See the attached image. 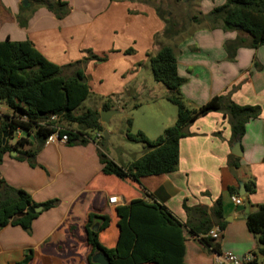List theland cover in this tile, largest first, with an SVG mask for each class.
<instances>
[{
    "label": "crops",
    "instance_id": "obj_1",
    "mask_svg": "<svg viewBox=\"0 0 264 264\" xmlns=\"http://www.w3.org/2000/svg\"><path fill=\"white\" fill-rule=\"evenodd\" d=\"M60 1L67 4L68 10L57 19L33 1L23 7L22 0H0V42L27 40L58 67L82 61L89 98L98 100V112L106 98L115 97L110 109L113 111L115 106L122 107L123 92L139 95L153 90L146 80L138 81L140 74L132 73L135 62L130 55L125 57V51L136 49L138 58L146 61L147 54L166 46L156 45L165 24L158 18L153 0ZM183 1L193 11L191 16L203 21L199 25L187 21L185 30L177 29V35L182 30L186 35L170 46L177 74L183 79L180 94L190 108L225 95L238 106L259 107V116L245 124L239 139L241 156L231 154L235 141L231 142L228 117L219 112L208 113L186 129L188 135L179 141L176 171L143 175L136 181L102 173L94 138L85 144L43 145L33 166L3 155L0 179L7 186L25 191L36 205L50 200L56 205L38 213L28 232L10 225L0 228V264H17L28 251V264H91L92 249L86 233L91 214L109 218L108 227L99 233V243L118 252L115 209L132 200H141L150 208L163 205L182 225L183 264H215L224 252L240 259L250 255L251 264H262L257 256L259 245L245 221L264 204V48L240 47L229 60L224 44L233 41L236 33L223 31L220 22L212 23L214 19L204 20L226 0ZM92 56L105 57V61L98 63ZM72 71L67 69L64 74L68 76ZM164 95L147 102L164 101ZM162 122L153 123L155 131L150 141L161 135L166 126ZM230 156L237 160V168L229 166ZM114 163L124 166L119 161ZM250 181L254 183L253 193L246 192ZM240 189L244 190L243 196ZM111 197L116 201L110 203ZM233 197L241 203L235 205ZM216 202L221 207L219 219L213 213ZM208 222L211 229L218 228L219 222L223 224L219 238L210 240V245L200 241ZM159 245L148 238H137L139 254L134 256L133 264H157L150 250Z\"/></svg>",
    "mask_w": 264,
    "mask_h": 264
},
{
    "label": "trees",
    "instance_id": "obj_2",
    "mask_svg": "<svg viewBox=\"0 0 264 264\" xmlns=\"http://www.w3.org/2000/svg\"><path fill=\"white\" fill-rule=\"evenodd\" d=\"M46 8L57 19L63 18L67 13V4L60 0H27ZM147 1V0H143ZM157 15L167 27L164 39L177 36L174 31L175 23L163 20L159 11ZM214 21L220 22L225 32H235L233 41H226L224 51L229 60H233L237 49L249 46L251 49L264 48V0H226L223 5L212 11ZM195 25L202 23V18L191 16ZM158 38V37H157ZM98 63L105 58L93 57ZM147 61L153 80L165 87L164 100L176 109V119L172 126L163 130L155 140H148L142 133L136 135L126 134L128 141L143 143V154L128 163L117 165L99 154L102 173L114 176L121 180L136 181L143 175L168 174L176 171L179 157V141L186 137V129L199 118L211 112H219L228 117L231 131V142L239 140L245 129V124L260 114L259 107L238 106L231 102L228 95L214 96L198 108H190L180 94L183 79L176 70L175 53L170 46H160L153 54H147ZM82 61L74 62L66 67L47 61L34 47L25 40L11 42L8 39L0 42V105L7 108L6 116L0 118V162L1 154L14 151L16 160L26 161L34 165V157L43 147L45 139L52 133L51 129L39 125L48 116H56L58 122L67 125L63 127L60 135H67L68 144H85L87 139H93L100 134L101 140L103 126L99 122L98 100L91 105L89 91L81 69ZM72 69L70 75L64 71ZM115 97H109L100 103L101 110H110ZM84 103H86L84 105ZM26 121H19L22 118ZM75 128L71 129L70 126ZM25 135L12 145L8 139L13 138L17 129ZM6 138L2 141V135ZM92 133L94 136H90ZM31 137V138H30ZM95 140V137H94ZM231 168H237L236 159H228ZM247 193L254 192V183L250 181L246 186ZM56 205L55 200L46 201L36 205L30 196L23 190L13 189L0 179V228L6 225L17 226L28 232L32 221L38 213L25 212L21 217L18 214L28 207H42L43 211ZM220 202H216L213 210L219 219ZM118 218V252L116 249L105 248L99 243V233L109 225L107 216L89 215L86 225L87 243L92 255L101 251L105 253L111 264H133L136 254V239L148 238L159 243L158 249H151L157 264H183L184 238L182 225L163 205L157 204L154 208L146 207L141 200H132L125 206L115 209ZM98 222L99 228L92 231V226ZM247 230L257 240L259 249L257 256L264 264V204L256 207L245 221ZM223 229V224L218 223ZM212 225L208 222L200 241L210 245V238L205 237ZM196 232V231H195ZM195 237L198 234L192 233ZM163 248H162V246ZM139 248V247H138ZM142 249V248H140ZM31 259L30 251L17 264H28ZM92 264V263H91Z\"/></svg>",
    "mask_w": 264,
    "mask_h": 264
},
{
    "label": "rangeland",
    "instance_id": "obj_3",
    "mask_svg": "<svg viewBox=\"0 0 264 264\" xmlns=\"http://www.w3.org/2000/svg\"><path fill=\"white\" fill-rule=\"evenodd\" d=\"M153 1L157 7L156 13L157 11H159L163 20H169L175 23L174 31L176 33L178 31L177 29H179L180 27H183L185 30L184 26H187L186 25L187 21L191 23L190 16L193 14V11L191 10V8H188L186 4L187 2H184L183 0H153ZM181 32L182 33H178L179 35H177L175 39L168 41L163 37V34L167 33V27L164 26L163 31L160 33V35H158L161 36V38L159 39L158 37L157 39L158 41L156 45L172 46L174 42L182 39L186 35L185 31L182 30ZM121 51H125V49ZM125 53H126L125 57L130 55L129 58L133 62H135V66L133 68L134 71L132 73L140 74L138 76V81L140 80V78L144 79L147 82H149L150 85H153L154 88L151 92H141L139 95L133 91L123 92L122 94H120V96L123 95L121 97L122 104H120L122 107L121 108H119V106L113 107L115 108L113 111H116L117 113L113 114L109 118L108 123L103 125L102 133L106 132V137H104V139L101 140V138L99 137L97 138L96 135L94 136L92 133H90V136L91 137L94 136L95 141L97 142L95 148L97 149L98 154L104 155L107 159L113 162L119 161L123 165H127L128 162H131L135 158L140 157L144 151L143 143H133L128 141L126 138V134L136 135L138 132L143 131L140 133H143V135L145 136L149 135L146 136V138L150 140L151 136H153L151 133L155 131L154 130L155 126L153 125V123L155 122L158 123L161 120H163L162 124L166 123L165 128H167L172 126L176 119V109L169 102L165 100L160 101L159 103L156 104L147 102L154 99L157 100L161 99L160 98L161 95H164L165 94L164 92L166 91L163 85L153 80L148 61L147 60L141 61V58H138L136 49L135 50L133 49L132 51L127 50L125 51ZM92 57H96V56H92ZM124 59L128 60L127 58ZM130 88L133 89V87ZM100 98L101 97H98V99ZM90 99L92 100H90L88 104H91L93 102V97ZM86 103H84V105ZM7 113H8L7 108H5L3 105H0V118L6 116ZM55 122L64 128L67 127V125L58 122V118ZM70 128L73 129L75 128V126L71 125ZM14 141H15V137L12 139L9 138L8 144L12 145ZM11 152H6L3 155L7 156V159L16 160L15 158L16 155L12 156ZM3 155L1 154V157H3ZM1 164L2 163L0 162V165Z\"/></svg>",
    "mask_w": 264,
    "mask_h": 264
},
{
    "label": "built area",
    "instance_id": "obj_4",
    "mask_svg": "<svg viewBox=\"0 0 264 264\" xmlns=\"http://www.w3.org/2000/svg\"><path fill=\"white\" fill-rule=\"evenodd\" d=\"M57 120L56 116H48L43 121L39 123L40 126L46 127L47 129H51L52 133L45 139L44 145H50V144H64L67 142V135L62 134L60 135V132H62L64 129L62 126L57 124L55 121ZM22 122H25L26 119L23 117L21 120ZM24 135L21 129H17L16 132L13 135V138L15 137V141H18L21 139V137ZM100 134L96 135V137L100 138ZM14 141V142H15ZM110 203H113L116 201L115 197H111L108 200ZM232 202L235 205H239L241 203V200L238 197H233ZM220 230L219 228H212L208 231V233L205 235V237L210 238L211 240H217L219 238ZM253 261V257L248 255L243 258H238L234 256L232 253L224 252L222 254H219L217 256V261L215 264H251Z\"/></svg>",
    "mask_w": 264,
    "mask_h": 264
},
{
    "label": "water",
    "instance_id": "obj_5",
    "mask_svg": "<svg viewBox=\"0 0 264 264\" xmlns=\"http://www.w3.org/2000/svg\"><path fill=\"white\" fill-rule=\"evenodd\" d=\"M23 7L27 5V0H22V4ZM214 19L213 15H209V16H205L204 20L206 22L208 21H212ZM116 111H111V110H101L99 111V122L101 124H106L109 121V118L113 115L116 114ZM26 136V134H24ZM103 137H106L105 132L102 133ZM6 138V134L4 133L2 135V141H4ZM31 138V137H30ZM231 154L235 157H240L241 156V150H240V141L236 140L230 150ZM12 156H15L16 153L14 151L11 152ZM240 196L244 195V190L240 189L239 191ZM42 211V207L38 206V207H28L24 212L20 213L17 215V217H21L25 212L28 213H40ZM99 228V224L98 222H96L93 226H92V231L96 232ZM90 263L92 264H111V262L109 261L108 257L105 255V253L101 252V251H97L95 252L92 257L90 258Z\"/></svg>",
    "mask_w": 264,
    "mask_h": 264
}]
</instances>
